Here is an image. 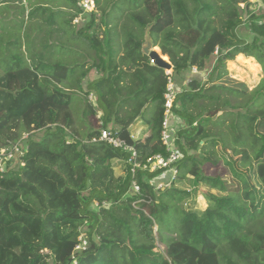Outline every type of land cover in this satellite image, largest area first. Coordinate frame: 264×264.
I'll return each instance as SVG.
<instances>
[{
  "label": "trees",
  "instance_id": "16d2710c",
  "mask_svg": "<svg viewBox=\"0 0 264 264\" xmlns=\"http://www.w3.org/2000/svg\"><path fill=\"white\" fill-rule=\"evenodd\" d=\"M81 1L29 0L27 24H40V30L31 37L24 20L20 33L25 29V41H16L25 47L24 56L13 55L10 68L0 70V152L20 146V153L0 171V264H264V81L248 98L246 113L231 125L230 140L242 148L239 159L224 158V177L207 176L203 170L206 162H219L212 149L216 136L208 126L226 122L227 115L216 117L220 94L247 93L218 84L228 75L227 62L237 56L253 69L245 58L251 57L264 72V0L258 11L251 10L250 0H94L96 10L91 13L84 12ZM58 5L65 9L55 10ZM244 14L249 16L251 42L236 33ZM82 15L90 20L75 32L73 21ZM215 18L221 28L214 26ZM148 28L174 75L203 69L217 52L206 81L194 75L173 109L178 124L183 119L189 125L176 128V147L182 154L173 165L178 177L191 176L195 188L205 185L220 193H206L208 207L203 212L182 207L192 192L178 189L175 182L156 187L169 169L132 173L128 152L93 141L99 129L84 139L74 130L70 94L76 89L86 95L93 92L103 127L117 126L113 131L136 147L138 162L168 155L161 141L168 75L142 52ZM43 29L46 38L63 44L61 49L57 43L42 42L38 36ZM65 33L92 53V66L101 75L88 80L86 90L84 63L50 61L62 48L78 57L77 51L65 47ZM92 111L88 105L85 113ZM202 112L207 117L198 121ZM138 120L147 134L136 142L129 129ZM33 130H42L43 137L35 140L29 134ZM24 134L29 136L21 141ZM220 140L226 153L225 140ZM115 160L126 165L125 177H116ZM85 226L87 246L72 258ZM165 231L177 237L168 238ZM158 241L167 247L165 256L155 251Z\"/></svg>",
  "mask_w": 264,
  "mask_h": 264
},
{
  "label": "rangeland",
  "instance_id": "374dc122",
  "mask_svg": "<svg viewBox=\"0 0 264 264\" xmlns=\"http://www.w3.org/2000/svg\"><path fill=\"white\" fill-rule=\"evenodd\" d=\"M251 3L253 4L251 7V10L258 11L260 10L262 3L260 0H250ZM220 3V2H219ZM190 4V3H189ZM191 5V4H190ZM243 4H240V8L244 9L242 6ZM192 6V5H191ZM62 7V8H61ZM31 3L29 0H9L6 2L4 5L0 7V70H7L10 68L11 63H12V56L13 55H20L24 56L23 52H25V47H21L22 43L25 41V29L21 31V26L23 21L25 20L26 24L25 27L27 30H29L31 37H34L37 35L39 32V26L35 24H27L28 22V13L31 10ZM55 10H64L65 8L63 5H58L54 8ZM96 10V9H95ZM25 11V16L24 18L21 16V13ZM91 13V12H90ZM220 16L223 17L222 11H219ZM120 14H117L118 16ZM116 18V17H115ZM119 21L117 24L122 23V17L121 15L118 17ZM249 16H246L244 14L243 16V25L239 27L236 31L237 35L239 38L245 40V41H252L253 36L251 35L249 31ZM90 20V17L88 15H82L80 16L77 20L73 21V30L77 32L81 26H85L88 21ZM113 22V20H112ZM111 22V23H112ZM43 24V23H41ZM214 26L221 28V20L218 18H215V23ZM2 27V28H1ZM45 29H43L42 33L38 36L41 37L42 42L46 44L53 45L57 43V46H60L59 48L61 49V46L63 45L62 43L58 42L57 39L55 41L54 39L46 38ZM120 30V29H119ZM105 31V27L102 26L100 28V31L98 30V35L99 39L103 37ZM32 32V33H31ZM22 35V36H21ZM21 36V37H20ZM68 35L65 33L63 35V42L65 47H68V50L70 51H77L76 56H69V54L66 50L62 48V52L55 56L54 59H51L50 61L52 64L62 62L63 64H68L70 66H73L74 63H84L85 70L88 69V75L87 79L84 80V90H86L87 87V81L89 80L94 81L96 79H99L101 75L98 73L97 69L93 68V58L91 56V52H86L83 47L77 42V41H72ZM22 38V43L16 44V41ZM40 42V40H38ZM116 42V41H115ZM117 42H120V45L122 43V38L120 37L119 39L117 38ZM119 45V46H120ZM118 46V47H119ZM59 49V50H60ZM121 50V48H119ZM156 50L161 53L159 48H156ZM72 51V52H73ZM60 52V51H59ZM122 55V51L119 52V56ZM245 57L244 55H242ZM247 60L252 61V64L255 68H251L248 64H243L241 62H238V58H236L233 61H228L227 62V70H228V75H226L223 80L219 81V85H225L228 89H232L233 91H246L242 96H238L235 93H229L226 92L220 94V101L218 102L217 105L220 104V112L216 115V117H221L222 115H227L225 118V123L222 124V120H218V122L210 123L208 126L209 132L214 134L216 137H212L213 140L216 143V146L213 147L214 153H215V159L219 160L216 164H212L209 162H206L203 165V170L207 176L211 177H224L228 173V169L224 164V158L226 157H236L239 159L241 152L240 149L237 146L234 145V143L230 140L231 139V133H232V128L231 125L238 119V116L241 114L246 113V103L248 102V98L252 96V92L256 90L260 85L263 84L264 81V72L262 69V66L258 63V61L254 58L251 57H245ZM217 59V52L214 54V56L207 61L203 69H200L198 71V74H194V70L192 68L190 71H184L181 74L175 73L173 74L172 70L166 71L167 73H172V78L173 81L176 83L178 89L182 92L185 89H188V83L193 79L194 75H197V79L204 83L207 79L208 74L212 70L213 66L215 65ZM72 97V102L70 105V109L73 113L74 119H75V127L74 130H77V137L78 139H84L85 135L91 131V130H98L101 129L103 124L102 121V113L100 110L96 107V96L93 92H90L88 95L81 93L77 89L75 91H72L70 94ZM201 102V101H200ZM203 102V101H202ZM204 103H208L205 101ZM88 105H92L94 108V112H90V114L85 113L87 110ZM195 114L196 110H192ZM201 111V110H200ZM151 113V114H150ZM231 114V115H229ZM238 115V116H237ZM148 116H152V111L150 110L148 113ZM207 117V114L205 112H202L200 116L197 117V120H201ZM242 118V116H241ZM216 119V118H214ZM213 120V119H212ZM215 121V120H214ZM189 125L186 121L181 119V122L179 120V124L176 126L179 130L187 128ZM110 129H116L119 130V128L115 125H110ZM219 133H223V136H221L225 140L226 144V153L222 149L224 147L223 141L220 140V135ZM30 136L32 135L35 140H40L43 137V131L42 130H33L29 132ZM29 134H24L21 137V141L26 139ZM70 134V137H73L72 132H68ZM209 138V139H212ZM219 139V140H218ZM68 140L70 138L68 137ZM204 144V142H203ZM10 147V146H8ZM10 149V148H9ZM250 152V155H252V150L251 148L247 149ZM202 158V156H200ZM113 169L115 172L116 177H125L126 176V165L122 161L115 160L112 162ZM166 175V174H165ZM174 171L169 172L167 174L166 179H158L156 183V187L158 188H163L167 187L173 182H175L176 187L180 190H187L192 192V196L190 199L185 200L183 203H181L183 208L192 207L195 211L198 212H203L207 207H208V200L206 197L207 192H212L214 194L220 195V193L216 190H211L207 186L202 185L199 186L198 188H195V182L194 178L191 176H187L185 179H181L180 177L175 178ZM180 205V206H181ZM94 209H97V206L94 205ZM262 222H264V217L262 218ZM88 227H83L82 228V235L79 237V240H85L87 243V239L85 238L87 236V231ZM155 231L157 232V227H155ZM157 234V233H156ZM164 235L166 237H171V238H176L175 233H169L167 231L164 232ZM98 240V239H96ZM87 246V245H86ZM157 248L155 249L156 252H161L166 255V245L162 244L160 241L156 243ZM78 245L72 251V258L75 257V252L79 251L77 249Z\"/></svg>",
  "mask_w": 264,
  "mask_h": 264
},
{
  "label": "built area",
  "instance_id": "2783aa9c",
  "mask_svg": "<svg viewBox=\"0 0 264 264\" xmlns=\"http://www.w3.org/2000/svg\"><path fill=\"white\" fill-rule=\"evenodd\" d=\"M9 0H0V7L4 5ZM84 12L90 13L95 11L96 4L94 0H82L80 3ZM244 7V4L242 5ZM80 17V16H79ZM77 17L75 20H77ZM152 64L153 61L151 60ZM194 74H198V69L193 67ZM168 71V70H165ZM168 81L166 85V91L164 94L165 104H164V121L162 124V135L161 141L163 145L166 147L167 156L156 155L151 158H148L145 163L138 162V151L134 145H131L126 139L121 137L118 132L113 131L109 127L105 128L101 127L99 129L100 135L93 139V141H102L112 146L115 149L122 150L124 152L129 153L128 164L131 166L132 173H135L137 169H141L143 171L156 172L161 169H169L171 172L174 171V174L177 176L176 168H173V165L182 159V154L178 151L176 147V126L178 124V120L173 113V109L175 107V102L178 94L181 92L176 83L173 81L172 73H167ZM130 138L132 140H136V136L134 134H130ZM20 153L19 144L15 145L12 148L5 149L0 152V171L3 172L5 170V165L7 162L12 161L15 158V154ZM22 155V154H19ZM175 176V178H176ZM135 192H139V187L134 182L132 185ZM161 188V187H160ZM82 240V239H81ZM86 241L82 240V244H79L77 249H85Z\"/></svg>",
  "mask_w": 264,
  "mask_h": 264
},
{
  "label": "water",
  "instance_id": "95a60500",
  "mask_svg": "<svg viewBox=\"0 0 264 264\" xmlns=\"http://www.w3.org/2000/svg\"><path fill=\"white\" fill-rule=\"evenodd\" d=\"M157 47L154 46V41L151 37V29L148 28L145 35V44L143 45L142 52L145 56H148L152 61L153 65L164 69L172 70V65L169 62L168 57H164L161 53L156 50Z\"/></svg>",
  "mask_w": 264,
  "mask_h": 264
},
{
  "label": "crops",
  "instance_id": "0c3cea01",
  "mask_svg": "<svg viewBox=\"0 0 264 264\" xmlns=\"http://www.w3.org/2000/svg\"><path fill=\"white\" fill-rule=\"evenodd\" d=\"M129 132L130 134H134L136 136L135 141L138 142V141H142L146 136L147 128L144 127V124L141 120H138L133 126L130 127Z\"/></svg>",
  "mask_w": 264,
  "mask_h": 264
}]
</instances>
